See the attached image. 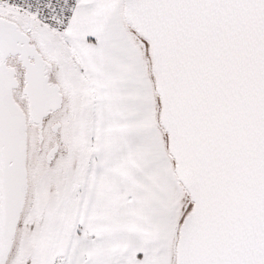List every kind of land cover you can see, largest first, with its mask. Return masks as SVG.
Instances as JSON below:
<instances>
[{
    "label": "snow or ice",
    "instance_id": "obj_1",
    "mask_svg": "<svg viewBox=\"0 0 264 264\" xmlns=\"http://www.w3.org/2000/svg\"><path fill=\"white\" fill-rule=\"evenodd\" d=\"M0 264H264V0H0Z\"/></svg>",
    "mask_w": 264,
    "mask_h": 264
}]
</instances>
